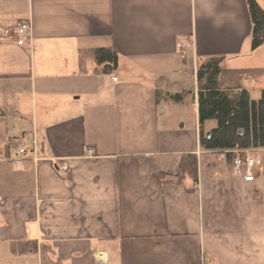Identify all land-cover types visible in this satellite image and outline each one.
<instances>
[{"label": "crops", "instance_id": "0c3cea01", "mask_svg": "<svg viewBox=\"0 0 264 264\" xmlns=\"http://www.w3.org/2000/svg\"><path fill=\"white\" fill-rule=\"evenodd\" d=\"M22 20L27 44L0 31V264H264V149L244 183L199 145L202 61L224 57L223 88H244L232 71L264 89L246 0H0V26ZM108 45L114 72L80 60ZM184 154L193 189L162 186Z\"/></svg>", "mask_w": 264, "mask_h": 264}, {"label": "trees", "instance_id": "16d2710c", "mask_svg": "<svg viewBox=\"0 0 264 264\" xmlns=\"http://www.w3.org/2000/svg\"><path fill=\"white\" fill-rule=\"evenodd\" d=\"M246 4L251 21L250 46L255 51L264 44V11L256 0H246ZM85 58H91L95 70L100 73L110 74L117 68L118 54L112 45L82 50L80 60ZM223 61V56L208 57L196 70L199 145L203 150L226 152L231 158L234 149H264V89L260 91V97L253 100L245 88L221 87L219 76ZM181 98V94L169 96L174 101ZM206 120H216L217 123L208 136L203 129ZM185 180L191 181V189L197 183V158L194 154L182 156L177 175H160L162 186L184 184ZM31 244L13 243L12 251L33 250Z\"/></svg>", "mask_w": 264, "mask_h": 264}, {"label": "built area", "instance_id": "2783aa9c", "mask_svg": "<svg viewBox=\"0 0 264 264\" xmlns=\"http://www.w3.org/2000/svg\"><path fill=\"white\" fill-rule=\"evenodd\" d=\"M1 35L3 38L14 39L15 42L22 46L27 44L30 37L31 24L28 20L8 22L0 26ZM15 157L25 154V149L20 145L10 146L9 149ZM90 152V151H89ZM231 169L237 176H243L244 183H254V169L257 168L259 161L253 155L251 149H234L231 151ZM98 259L101 262H106L108 257L106 253H98Z\"/></svg>", "mask_w": 264, "mask_h": 264}, {"label": "rangeland", "instance_id": "374dc122", "mask_svg": "<svg viewBox=\"0 0 264 264\" xmlns=\"http://www.w3.org/2000/svg\"><path fill=\"white\" fill-rule=\"evenodd\" d=\"M256 2L258 3V5L262 8V10L264 11V0H256ZM250 40H249V45H250ZM251 49V46H250ZM256 54L251 58L252 61L254 63H260V64H264V44L263 46H261L257 52H255ZM233 65V64H231ZM231 75H233V77H237L238 79H240L239 82H243V86L245 89H247L250 93V97L253 100H257L260 97V91L261 88L260 86H263L262 84L259 83V81H257L256 79H254V76L244 72V76L241 73H235L230 71L229 72ZM189 80H185L186 83L189 86V90L190 93L188 94L190 99L192 98V90H193V83H192V78L189 77ZM243 88V87H242ZM216 120H206L205 121V126L207 128H215L216 127Z\"/></svg>", "mask_w": 264, "mask_h": 264}, {"label": "water", "instance_id": "95a60500", "mask_svg": "<svg viewBox=\"0 0 264 264\" xmlns=\"http://www.w3.org/2000/svg\"><path fill=\"white\" fill-rule=\"evenodd\" d=\"M206 135L208 136V135H209V132H208V133H206Z\"/></svg>", "mask_w": 264, "mask_h": 264}]
</instances>
